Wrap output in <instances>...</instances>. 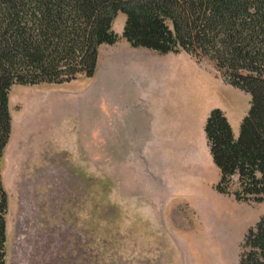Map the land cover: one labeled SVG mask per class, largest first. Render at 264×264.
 <instances>
[{"label":"rangeland","instance_id":"1","mask_svg":"<svg viewBox=\"0 0 264 264\" xmlns=\"http://www.w3.org/2000/svg\"><path fill=\"white\" fill-rule=\"evenodd\" d=\"M124 22L92 78L10 90L6 264H239L264 216L211 189L203 130L219 109L237 138L249 96L206 58L132 49Z\"/></svg>","mask_w":264,"mask_h":264},{"label":"trees","instance_id":"2","mask_svg":"<svg viewBox=\"0 0 264 264\" xmlns=\"http://www.w3.org/2000/svg\"><path fill=\"white\" fill-rule=\"evenodd\" d=\"M118 14L132 49L206 58L225 84L249 96L237 138L219 109L210 111L203 130L219 171L215 191L263 203L264 0H0V162L11 135V88L92 78L99 48L118 41L112 31ZM6 212L0 176V264H6ZM239 264H264V216L244 236Z\"/></svg>","mask_w":264,"mask_h":264},{"label":"crops","instance_id":"3","mask_svg":"<svg viewBox=\"0 0 264 264\" xmlns=\"http://www.w3.org/2000/svg\"><path fill=\"white\" fill-rule=\"evenodd\" d=\"M225 115V114H224ZM226 117V116H225ZM228 120V119H227ZM145 147V146H144ZM199 172V166H196V165H192L191 166V169H190V176L191 175H195L196 173H198ZM183 178H185V179H188L187 177H183ZM218 181H219V177L217 178V177H215L214 179H212V181H210V184H211V189H213V187L218 183ZM212 196L215 198V199H217L218 198V196L217 195H215L214 193H212ZM182 197L184 198L183 200L184 201H187V198H188V195H182ZM190 198V197H189ZM188 198V199H189Z\"/></svg>","mask_w":264,"mask_h":264}]
</instances>
